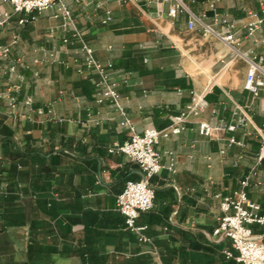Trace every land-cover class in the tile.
<instances>
[{
  "label": "crops",
  "instance_id": "obj_1",
  "mask_svg": "<svg viewBox=\"0 0 264 264\" xmlns=\"http://www.w3.org/2000/svg\"><path fill=\"white\" fill-rule=\"evenodd\" d=\"M96 1L68 2L82 39L54 11L24 26L16 16L1 32L4 43L19 37L13 59L21 64L12 83L0 76V264H237L224 255L232 243L213 231L222 197L252 172L248 197L264 216V88L257 97L245 90L248 62L216 37L189 30L186 14L170 18L169 3L112 0L106 6L113 19L103 25ZM184 3L214 25L205 0ZM0 11L12 7L0 0ZM219 11L234 25L238 51L264 65V26L247 35L259 0H222ZM83 42L98 61L113 64L111 77L139 134L170 131L211 86L207 110L156 147L164 169L151 180L155 205L137 219L152 245L138 241L117 208L126 183L143 173L127 156L109 153L129 132L119 128L122 116L109 102H95L99 76L84 65ZM10 85L22 87L16 114L2 97ZM40 108L51 109L54 120L38 115ZM236 112L250 117L247 128L214 139L200 135L199 122L222 126ZM232 136L239 144L229 145ZM252 229L264 242V226Z\"/></svg>",
  "mask_w": 264,
  "mask_h": 264
},
{
  "label": "built area",
  "instance_id": "obj_2",
  "mask_svg": "<svg viewBox=\"0 0 264 264\" xmlns=\"http://www.w3.org/2000/svg\"><path fill=\"white\" fill-rule=\"evenodd\" d=\"M70 0H3L4 3L12 7V11H0V76L8 79L12 83L14 76L17 75L20 60L13 59V53L19 43V37L13 36L8 42L1 40V32L10 27L16 16H22L18 19V24L26 25L30 21L36 20L37 15L47 11H54V19L61 20L65 26L73 30L76 35L82 39L83 33L77 28L75 16L68 4ZM82 2L84 0H75ZM112 0H97L94 7L96 11L102 10L104 18L103 25H108L113 19V12L106 4ZM125 3L136 4L137 0H122ZM169 3L168 16L176 19L179 15L188 16L187 27L189 30L200 29L204 36H214L225 42L233 51L238 53L241 58L248 62L245 90L251 92L257 97L262 88H264V65L263 58L249 56L238 51V41L233 32L234 25L229 22L228 17L219 11V5L222 0H205L212 11L213 24L205 22L206 15L198 16L190 10L184 3V0H148L154 3ZM196 3V0H192ZM260 13H251L254 21L247 26V35L253 38L257 32L264 26V0H259ZM221 26L217 28V26ZM264 45V37L259 39ZM68 39L64 40V44ZM81 51L85 54L84 65L87 70L95 72L99 80L95 83L94 99L98 105L109 102L122 116L119 128L129 132V138L123 144H114L110 149L111 154H123L130 160L136 162L142 173L141 180H130L126 183L124 191L117 197V208L125 217L126 225L129 230L135 233L141 244H153L151 238L147 237L144 232L146 227H139L137 219L141 213L149 212L154 208L156 191L151 185V180L159 175L164 169L161 162V154L156 147L159 145L161 138H168L170 134H181L185 130L184 124L191 118L203 114L209 104L206 101V94L210 91L211 86L206 93L194 101L183 110L179 116L174 119V124L170 131H158L155 128H147L142 134L137 132L133 121L127 116L125 107L121 102L119 84L111 77L113 64L111 62L102 63L94 57V50L83 42ZM83 73V70H79ZM22 92L20 85H10L9 90L2 96L11 110V114H16L19 96ZM24 104L32 109L33 100L25 97ZM40 116H52L54 113L51 109L45 111L36 109ZM234 120L222 126H213L207 121L199 122V133L201 136L214 139L218 138L222 132L235 133L241 129L247 128L251 123L247 113L236 112ZM229 145L239 144L237 139L232 136L228 139ZM221 154L225 155L226 150ZM264 159V148L262 149L259 161ZM175 160L171 159L169 170L175 172ZM250 173L241 183V188L233 194L222 197L220 209L223 216L219 218L218 224L213 231L214 238L227 239L232 243V250H225L224 255L228 260H234L237 264H264V242L258 240L252 229V226H264V216L260 214V206L248 197L247 189L251 185L252 176Z\"/></svg>",
  "mask_w": 264,
  "mask_h": 264
}]
</instances>
